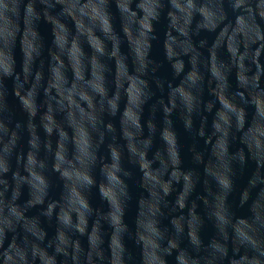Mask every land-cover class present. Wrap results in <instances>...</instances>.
I'll use <instances>...</instances> for the list:
<instances>
[{
	"label": "clouds",
	"instance_id": "9594fccd",
	"mask_svg": "<svg viewBox=\"0 0 264 264\" xmlns=\"http://www.w3.org/2000/svg\"><path fill=\"white\" fill-rule=\"evenodd\" d=\"M0 264H264V0H0Z\"/></svg>",
	"mask_w": 264,
	"mask_h": 264
}]
</instances>
